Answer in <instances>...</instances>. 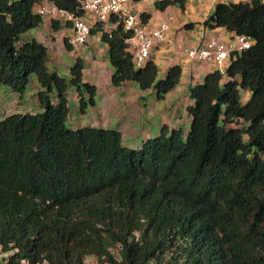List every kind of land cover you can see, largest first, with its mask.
Listing matches in <instances>:
<instances>
[{"label": "trees", "instance_id": "1", "mask_svg": "<svg viewBox=\"0 0 264 264\" xmlns=\"http://www.w3.org/2000/svg\"><path fill=\"white\" fill-rule=\"evenodd\" d=\"M39 1L0 0V85L20 94L34 75L41 88V111L0 119V249L8 252L0 264H84L86 256L108 264H264V0L214 5L203 24L248 36L250 47L230 56L224 76L213 70L189 87L185 133L161 127L137 149L123 146L115 129L65 126L67 87L80 112L95 89L81 81V59L65 80L48 71L41 43L19 40L40 23L32 12ZM46 1L79 13L81 0ZM111 21L114 29L100 35L111 84L130 81L163 96L179 66L159 79L149 59L133 68L129 32Z\"/></svg>", "mask_w": 264, "mask_h": 264}, {"label": "crops", "instance_id": "2", "mask_svg": "<svg viewBox=\"0 0 264 264\" xmlns=\"http://www.w3.org/2000/svg\"><path fill=\"white\" fill-rule=\"evenodd\" d=\"M154 1L132 0L131 8L138 14H147L145 22L151 25L171 16L168 30L170 42L154 46L149 55V60L156 66V79L162 78L172 65L180 69L177 83L161 97H156L152 87L141 90L134 82L126 81L118 86L111 84L112 68L107 60V47L96 28L91 29L78 48H72L68 43V26L56 23L54 28L48 20H41L38 25L20 34V41L34 39L45 47L48 71L65 80L70 77L69 68L75 59H81V81L94 87L93 102L86 104L84 111L80 112L75 88L69 85L65 95L67 112L64 122L67 128L115 129L120 134L121 144L132 149L139 148L143 140L157 135L161 127L186 132L190 119L187 107L192 103L188 89L214 70L210 64L188 57L186 52L199 47L205 37L219 34L226 39L229 35L220 27L209 28L203 24L216 3L248 0H185L182 8L169 5L161 11L154 8ZM40 89L34 75L29 76L20 94L0 85V116L41 111L36 100V92ZM248 95V91H241L242 103ZM82 98L86 100L87 94L82 93Z\"/></svg>", "mask_w": 264, "mask_h": 264}, {"label": "built area", "instance_id": "3", "mask_svg": "<svg viewBox=\"0 0 264 264\" xmlns=\"http://www.w3.org/2000/svg\"><path fill=\"white\" fill-rule=\"evenodd\" d=\"M131 2L132 0H81L79 13H73L58 8L49 1L41 0L32 6V12L41 20L68 26L70 29L68 43L72 48L81 46L92 28L97 29L99 36L103 33L108 36L115 27L111 17H117L121 21L122 29L129 32L125 42L132 66L139 68L149 59L150 51L154 46L166 45L170 42L168 30L171 16H166L155 25L148 24L132 10ZM227 33L229 35L226 39L219 34L201 39L199 47L188 50L186 55L210 64L214 70L224 76L230 56L249 48L252 43V39L248 36ZM7 253L0 249V261L5 259ZM87 257L89 256L84 258V264ZM18 264H27V261L21 258Z\"/></svg>", "mask_w": 264, "mask_h": 264}, {"label": "rangeland", "instance_id": "4", "mask_svg": "<svg viewBox=\"0 0 264 264\" xmlns=\"http://www.w3.org/2000/svg\"><path fill=\"white\" fill-rule=\"evenodd\" d=\"M82 93H85V92H82ZM85 94H86V93H85ZM247 99H248V98H247ZM247 99H246V100H247ZM0 117H2V116H0ZM112 251H113V254L116 255V250H115V249H112ZM85 264H108V263H106V262H104V263H99V262H97V261L95 260L94 257L89 256V257L86 258Z\"/></svg>", "mask_w": 264, "mask_h": 264}]
</instances>
